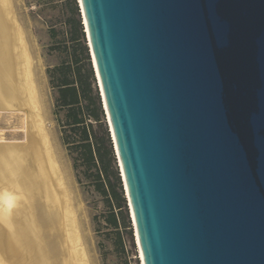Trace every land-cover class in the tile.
<instances>
[{
    "label": "water",
    "instance_id": "obj_1",
    "mask_svg": "<svg viewBox=\"0 0 264 264\" xmlns=\"http://www.w3.org/2000/svg\"><path fill=\"white\" fill-rule=\"evenodd\" d=\"M144 264H264V0H78Z\"/></svg>",
    "mask_w": 264,
    "mask_h": 264
},
{
    "label": "bare ground",
    "instance_id": "obj_2",
    "mask_svg": "<svg viewBox=\"0 0 264 264\" xmlns=\"http://www.w3.org/2000/svg\"><path fill=\"white\" fill-rule=\"evenodd\" d=\"M13 1L0 0V113L24 111L26 131L24 142L0 138V264H92Z\"/></svg>",
    "mask_w": 264,
    "mask_h": 264
},
{
    "label": "rangeland",
    "instance_id": "obj_3",
    "mask_svg": "<svg viewBox=\"0 0 264 264\" xmlns=\"http://www.w3.org/2000/svg\"><path fill=\"white\" fill-rule=\"evenodd\" d=\"M13 3L18 22L32 51L35 77L45 111L44 125L68 173L77 201V221L90 261L92 264H142L129 205L126 208L121 204L123 198L127 200V194L125 191L122 194L116 178V173L120 174L117 155L114 149V160L108 152L105 127L107 125L109 128V125L96 73L84 48L89 51L88 40L85 34L84 42L77 25L78 19L84 25L82 14H78L81 9L79 1L14 0ZM76 7H79L77 12ZM61 65L68 69L70 80L84 89L81 91L80 107L86 124L90 125L96 148L99 146L100 151L104 152L103 161L99 159V167L105 170V192L96 190L95 184L80 173L81 167L78 170L74 168L75 155L64 142V131L67 129L62 120L66 110H61L59 114L56 112L57 91L52 87L49 75L51 69ZM97 96L104 115L99 116ZM25 124L24 111L1 112L0 138L24 142ZM121 181L123 183L122 178Z\"/></svg>",
    "mask_w": 264,
    "mask_h": 264
},
{
    "label": "trees",
    "instance_id": "obj_4",
    "mask_svg": "<svg viewBox=\"0 0 264 264\" xmlns=\"http://www.w3.org/2000/svg\"><path fill=\"white\" fill-rule=\"evenodd\" d=\"M77 10L79 11V7H76V12ZM79 13H81V9L78 14ZM77 25L80 30V35L82 36L85 42L86 33H84L83 31L84 25L81 24V19H78ZM84 48L87 54V59L89 63H91L92 60L89 55L90 49L88 51V48H86L85 46ZM67 70L68 69L64 65H61L56 66L49 71L52 87L57 91L56 112L59 114L61 113V110H66L64 120H62V123H64V128L67 129L66 131H64V142L65 144L70 146V150L75 155L74 168L78 170V168L81 167L82 171L80 170V173L83 174L86 178L90 179V181L95 184L96 190H103V192H105L103 184V172H105V170L99 167V159L101 161L104 152L100 151L99 146L98 148H96V142L93 140V136L90 132V125L86 124V121L82 116L80 99L81 91L83 92L84 89L82 86H80L82 88V90H80V87L77 85V83L70 80ZM91 75L93 76V70L91 71ZM97 99L99 102V116L104 115L103 109L101 108V103L99 101V96H97ZM109 131L110 130L106 125L105 133L107 137V142L109 144L108 152L112 159L115 160L114 143L111 139L112 137ZM120 175L121 172L120 174L119 172L116 173V178L118 180L120 190L123 194L125 189L123 190L124 185L121 181L122 176ZM121 204L122 206H125L127 208L128 201L126 200V198L122 199ZM114 222L116 223V221Z\"/></svg>",
    "mask_w": 264,
    "mask_h": 264
}]
</instances>
